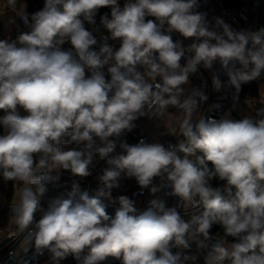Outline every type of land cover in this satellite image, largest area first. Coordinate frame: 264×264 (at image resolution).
<instances>
[{"label": "clouds", "instance_id": "1", "mask_svg": "<svg viewBox=\"0 0 264 264\" xmlns=\"http://www.w3.org/2000/svg\"><path fill=\"white\" fill-rule=\"evenodd\" d=\"M104 7L111 8L100 20L107 36L98 41L86 23L96 25ZM198 7V0H125L122 7L119 0H44L30 22L22 16L29 31L0 40V175L20 185L11 212L17 231L26 233L24 253L47 251L53 264L69 255L79 264L109 256L121 264H185L196 260L183 252L195 242L207 250L205 264H264V118L194 119L208 97L184 87L200 66L216 63L228 77L225 84L213 74L218 92L228 86L239 93L260 78L264 28L237 31L218 17L210 25ZM173 32L192 43L174 41ZM170 107L183 113V139L167 147L120 142L116 153L134 121L162 118ZM72 144L78 147L66 148ZM94 156L108 165L95 196L73 181L41 206L61 169L88 177ZM122 177L153 195L170 188L185 216L194 211L182 217L159 197L138 211L121 195L111 217L101 197L111 199ZM213 226L222 234L213 236Z\"/></svg>", "mask_w": 264, "mask_h": 264}, {"label": "crops", "instance_id": "2", "mask_svg": "<svg viewBox=\"0 0 264 264\" xmlns=\"http://www.w3.org/2000/svg\"><path fill=\"white\" fill-rule=\"evenodd\" d=\"M224 1L225 0H221L223 4H225ZM119 3L122 7L123 4L125 3V0H119ZM241 4L243 5L242 11L244 12L247 18H239L238 20H236L234 22L233 29L237 31L238 30L256 31L259 30L260 28H264V3L256 4V2L252 3L249 1L242 0ZM29 6H30L29 2L24 0H17L15 9H13L7 5V0H0V22H2L3 25L6 27L9 26L10 29L7 32L11 36L12 35L18 36L21 32L29 31V29L23 26L19 21V12L27 9V7ZM217 17L223 19L219 11L218 3L214 2L209 6L207 13V19L210 25L215 23V18ZM148 19H154V18L148 17ZM175 34L177 37L182 38L178 33ZM109 44L112 45L115 49H118L120 46V42L118 40L116 41L110 40ZM250 83H253L256 86V94H253L249 89L247 91L245 90V94L247 96L248 102H246V105L243 108L237 107V111L235 112V114L238 115L240 120L249 115L254 116L256 119H260L261 116H256V112L264 108V74H262L260 78L250 81ZM184 87L188 91H191L192 89L199 88V82L194 78V75L192 74L189 78V83ZM201 91H203L205 95H207L208 99L198 107V111L194 113V117H193L194 119H199L201 116H205L208 108L211 105H219L218 109L221 112L222 118H227V119L231 118L234 112L230 110L229 100L226 97L214 91L212 81L211 82L209 81L208 86ZM182 119H183V113L178 109L170 107L165 111L164 116L162 118L149 117L148 115L143 116V127L147 131L152 133L155 142H159L163 144L165 147H167L170 141H173L176 144L179 140L183 139L179 129V125ZM176 138L178 140H176ZM97 143H99V141H97ZM100 161L101 159L99 158V156H94L92 163H98ZM64 183L66 184V188L57 194L51 193L50 186L48 184L47 185L48 191L45 197L42 199V202L46 200H50L51 198L57 197L58 195L64 193L65 191L70 190L71 188L70 182L68 180H65ZM153 183L155 186H159L162 183V181L160 180V178L157 177L154 178ZM97 185L99 186V184ZM119 185L120 186L118 188H114V190H117L120 196L124 195L127 197H129L131 190L139 187L135 178H128V177H122L119 181ZM19 187L20 185L16 183L11 206H13V204L17 202ZM168 190L169 188H162L159 192L153 195L150 192V190L146 188V192L144 196L140 197L137 200V206L145 210L148 206V202L151 199L159 197L165 200V193ZM177 203H178L177 199L171 198L166 203V206L176 207ZM190 215H191L190 213H187L186 216L185 213L181 214V216L182 217L185 216V218H188V216ZM8 227L16 229V225L13 223L12 220L11 210H10L9 224L7 228ZM211 233L216 234L215 232H211ZM206 254H207V250H200L197 248L195 242L191 243V247L188 251V255L195 256L196 260L187 261V264H205ZM47 264H53V261H50ZM76 264H79L77 260H76Z\"/></svg>", "mask_w": 264, "mask_h": 264}, {"label": "built area", "instance_id": "3", "mask_svg": "<svg viewBox=\"0 0 264 264\" xmlns=\"http://www.w3.org/2000/svg\"><path fill=\"white\" fill-rule=\"evenodd\" d=\"M218 3L220 14L223 18V20L230 24L233 28L234 22L238 20L239 18H247L244 12L242 11L243 5H236V6H227L221 2V0H198L199 7L197 11L202 13H208L209 6L212 3ZM264 0H258L256 4H263ZM43 7L41 3H34L27 9L19 12V21L20 23L27 27L29 29V26L25 24L22 16L24 13H26L29 17L28 20L30 22V16L32 13L40 10ZM239 31V30H238ZM107 36L106 33L101 34V41L102 37ZM172 38L174 41L176 40H182L184 46H187L192 43L191 39H184L179 38L176 36L175 32L172 33ZM111 39H109L107 42L109 43ZM65 49L68 48V44H65L63 46ZM185 59L182 58L181 63H185ZM106 78L110 79V76L107 75V70L105 69ZM213 74H216L219 76L221 81L226 84L228 77L225 75L223 69L221 68L220 64L216 63L211 70L205 69L202 66L199 67L198 71L193 74L194 78L199 82V88L203 90L208 86L209 81H212ZM214 88V86H213ZM214 91H216L214 89ZM218 94L226 97L229 100L230 104V110L232 112L237 111V107L243 108L246 105L247 96L245 94V83L241 85V89L239 93H236V90L232 87H222V89L218 92ZM202 104V103H201ZM200 104V105H201ZM199 105V106H200ZM214 105H211L206 114L205 118L212 117L215 119H221L222 115L218 108L213 107ZM135 127L131 131H125L119 139H117V148L116 153L119 154L121 152V149L119 148L120 142H127L128 144H136L140 142L141 140H144L148 143H155L153 139V135L151 132L147 131L143 127V116L138 118L136 121H134ZM115 139V138H113ZM175 145L173 141H170L168 143ZM68 148H77L78 146L75 144L72 145H66ZM108 167L105 160H101L98 163H92L90 165V172L91 174L88 177L80 178V177H74L69 170H63L61 169L59 172V180L55 184H49L50 191L53 194H57L60 191L64 190L66 188V184L64 183L65 180H68L70 182V185L73 183V181L78 182L81 186L82 190H87L89 192L90 196H95L96 191L98 189L99 184V176L103 174L104 169ZM52 175H57V173L54 171ZM146 192L145 189H141L140 186L137 188H134L131 190L129 198L135 201V207L138 211H143V209L139 208L137 206V200L144 196ZM171 189L165 193V203L169 201V199L174 198L177 199V211L180 212V214H184L185 210L181 206V201L178 197L173 196L170 194ZM120 195L118 194L117 190H112L111 192V199L101 197L102 203L105 205V207L118 209L120 208V204L118 202V197ZM12 207V206H11ZM47 206L43 207L46 208ZM194 209H186V213H192ZM40 218V214H37L36 219L38 220ZM213 236L216 234L211 233ZM9 239V241L0 249V264H47L48 262L52 261L50 254L45 251L43 255L35 254L34 247H30L27 253L23 252V248L26 246V233H19L14 228H5L0 231V243L3 242L6 239ZM173 251H176L175 249ZM187 250H183L185 254L188 255ZM187 264V262H185Z\"/></svg>", "mask_w": 264, "mask_h": 264}, {"label": "trees", "instance_id": "4", "mask_svg": "<svg viewBox=\"0 0 264 264\" xmlns=\"http://www.w3.org/2000/svg\"><path fill=\"white\" fill-rule=\"evenodd\" d=\"M30 3V6L34 3H41L43 5L44 0H24ZM243 1H249L252 3L257 2L258 0H243ZM225 5L227 6H236V5H242V0H225ZM29 6V8H30ZM108 14L110 16L111 10L109 7L101 8L98 12V14L95 17L96 25H87L86 27H89L90 30L94 32V34L97 37L98 41H101V34L106 33V30L103 29V27L100 25L101 16L104 14ZM17 36L12 35L11 38H9L8 34L5 31L4 25L2 22H0V40L8 39V40H15ZM69 47V45H68ZM251 90L253 94H256V86L253 83L247 82L245 83V90ZM3 113L0 112V115ZM261 118H264V116H261ZM230 120L233 121H239L240 118L237 114L233 113ZM197 155H202L201 153L197 152ZM192 159H195V157H191ZM213 186H219V181H213ZM15 184L16 182L13 181H6L3 179L2 175H0V231L5 229L9 224V217H10V210L12 205V200L15 192ZM106 212L109 214V216L114 217L115 213L118 209L105 207ZM211 232L215 233H221L222 230L219 226H213ZM122 259V258H121ZM121 259L115 258V257H107L105 261H102L101 264H121ZM61 264H76V260L73 256L69 255L67 258L61 260Z\"/></svg>", "mask_w": 264, "mask_h": 264}, {"label": "water", "instance_id": "5", "mask_svg": "<svg viewBox=\"0 0 264 264\" xmlns=\"http://www.w3.org/2000/svg\"><path fill=\"white\" fill-rule=\"evenodd\" d=\"M49 200L41 202V206L45 207L47 205ZM17 229V228H16ZM10 238L4 240L3 242L0 243V249L9 241Z\"/></svg>", "mask_w": 264, "mask_h": 264}, {"label": "rangeland", "instance_id": "6", "mask_svg": "<svg viewBox=\"0 0 264 264\" xmlns=\"http://www.w3.org/2000/svg\"><path fill=\"white\" fill-rule=\"evenodd\" d=\"M4 28H5V31H6V33L8 34V36H9V38H11V35L7 32V31H9V26L8 27H6V26H4ZM11 33V32H10ZM176 140H178L177 138H176Z\"/></svg>", "mask_w": 264, "mask_h": 264}]
</instances>
